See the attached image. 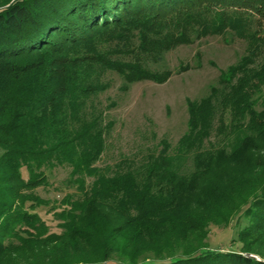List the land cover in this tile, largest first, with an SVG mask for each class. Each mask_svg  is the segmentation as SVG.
Instances as JSON below:
<instances>
[{"label":"trees","instance_id":"obj_1","mask_svg":"<svg viewBox=\"0 0 264 264\" xmlns=\"http://www.w3.org/2000/svg\"><path fill=\"white\" fill-rule=\"evenodd\" d=\"M229 29L247 41L251 56L263 55L264 0H0V264L5 254L27 244L48 245L72 234L99 244L93 249L97 255H85L80 264H264L262 252L244 243L250 229L264 226V185L237 215L233 240L241 243L238 249L207 245L174 252L166 242L145 257L114 256L112 241L130 226L143 229L149 220L171 217L183 224L179 238L185 242L194 232L203 238L209 222L223 220L181 202V193L165 176L169 164L164 159L152 163L142 186L134 177L138 173L110 178L95 165L104 150L105 126L101 112L90 119L89 107L108 87L105 73H118L126 90L143 80L164 83L171 76L168 51L189 43L193 35ZM243 66L232 67L231 75ZM245 84L226 83L207 98L191 101L190 131L182 140L207 136L216 105L228 102ZM260 84L252 81L248 89H260ZM223 89L232 91L224 97ZM249 100L242 117L248 114L264 135V108H255L259 99ZM57 164L73 166L70 182L77 186L47 211L60 221L61 233L50 231L38 209L51 201L36 191L51 184L48 171ZM97 173L89 185L87 176ZM165 181L167 187L160 188ZM116 208L126 219L112 227L110 243L79 227L88 211L112 221Z\"/></svg>","mask_w":264,"mask_h":264},{"label":"rangeland","instance_id":"obj_2","mask_svg":"<svg viewBox=\"0 0 264 264\" xmlns=\"http://www.w3.org/2000/svg\"><path fill=\"white\" fill-rule=\"evenodd\" d=\"M191 39L167 52L166 65L171 76L164 83L143 80L126 90L118 73H105L103 82L108 87L93 97L89 107L90 119L101 112L99 121L105 126L104 150L95 165L110 178L129 171L138 173L134 177L142 186L146 184L152 163L164 159L169 164L165 176L181 193V202L223 221L209 222V230L202 232L203 238L194 232L185 242L179 238L183 224L171 217L149 220L143 224V229L138 225L130 226L111 243L116 257H126L129 253L145 257L154 254L159 243L163 247L166 242L172 245L174 252L193 251L207 245L238 249L241 243L233 240L238 229L237 215L263 190L264 135L260 136L258 128L250 124L248 114L245 118L242 114L245 99H259L255 108L258 111L264 108V73H259L264 71V54L251 56L247 41L231 29L217 35H193ZM242 63L243 70L231 75L232 67H240ZM241 80L246 81L244 90L231 94L228 102L216 105L208 135L182 140L190 131L189 103L207 98L214 88L222 90L226 83ZM252 81H260V89L249 90ZM223 90L224 97L226 92L232 91ZM2 152L0 147V155ZM72 170L71 164H57L48 171L51 184L36 190L51 201L38 209L50 231L62 232L60 221L53 212H47L53 202L60 201L68 192L77 191V186L70 182ZM98 177L99 173L87 176V183L92 184ZM152 185L156 189L168 184ZM199 192L203 197H197ZM118 209L112 214V221L97 217L99 213L90 210L79 227H87L90 233L99 235L101 241L110 243L112 227L122 226L126 219ZM90 222L99 225L89 226ZM26 229L34 233L32 228ZM248 235L244 243L264 255V226L253 227ZM42 243L27 244L15 253L5 254L2 264L53 261L80 264L85 255H97L93 249L99 245L84 242L74 234L57 243Z\"/></svg>","mask_w":264,"mask_h":264}]
</instances>
